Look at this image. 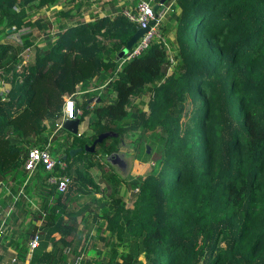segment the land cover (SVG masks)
Wrapping results in <instances>:
<instances>
[{"label":"trees","instance_id":"16d2710c","mask_svg":"<svg viewBox=\"0 0 264 264\" xmlns=\"http://www.w3.org/2000/svg\"><path fill=\"white\" fill-rule=\"evenodd\" d=\"M92 1L0 0V31L25 29L0 39V240L27 264H264V0H164L160 36L124 59L126 4L86 20ZM66 95L79 133L58 125ZM111 130L137 131L130 207L100 158ZM31 145L62 168L26 180Z\"/></svg>","mask_w":264,"mask_h":264},{"label":"built area","instance_id":"2783aa9c","mask_svg":"<svg viewBox=\"0 0 264 264\" xmlns=\"http://www.w3.org/2000/svg\"><path fill=\"white\" fill-rule=\"evenodd\" d=\"M164 8H160L158 12L160 15L155 13V10L152 8V4L149 0H137L134 4V7H124L122 13L131 21L136 23V27L146 28L141 34L136 38V40L131 44V46L124 50L121 55V59L126 58L127 56H132L138 54L142 49H144L150 40L155 36H160L158 23L161 21V16H163ZM13 28V26H12ZM71 105V109H69ZM80 110L75 107L72 98L69 95L63 97V103L61 106V119L58 125H61V122L67 118H73L76 114H79ZM58 164L60 168L64 165V162L61 160L54 159L48 152L46 147H39L37 145H31L26 152V155L22 161L23 168L27 171L26 180L32 174L37 164H42L43 168L46 170H51L55 164ZM25 180V181H26ZM48 182H52L56 185L57 190H63L68 182V176L65 174L55 175L49 174L46 177ZM2 184L0 183V187ZM9 208H7L8 212ZM2 229L0 228V234ZM39 241V231L36 229L34 232L28 235L27 240V251L35 247ZM26 259V258H25ZM21 264H27L26 260H20ZM78 263V258H74L73 264ZM9 264H18L17 258L13 256Z\"/></svg>","mask_w":264,"mask_h":264},{"label":"rangeland","instance_id":"374dc122","mask_svg":"<svg viewBox=\"0 0 264 264\" xmlns=\"http://www.w3.org/2000/svg\"><path fill=\"white\" fill-rule=\"evenodd\" d=\"M150 3L152 4L153 2L151 1ZM56 6L58 7L59 4H57ZM158 10H160V8H158ZM162 19H161V21H162ZM6 30L7 29H5V31ZM23 30H25L24 27L20 28V29H17V30L16 29L12 30V29L8 28V31L7 32H3V33H2V31H0V39L6 38V37H11V38H14L15 40L19 41V39H18L19 32H22ZM168 54H169V56H171L172 50H169ZM5 85L6 84H4V83H0V90H3L5 88ZM142 98H144V96ZM146 99L147 98H145L144 101ZM80 107H84V104L82 103V99L81 98L79 100V109H80V112H81V108ZM143 108H145V105L143 106ZM77 116H79V115H77ZM85 117H86V115H83V116L80 117L79 126H80V124L82 126H81V129L77 133H79L80 131H82V130H84L86 128V119H85ZM107 132H110V133L116 135V137L113 140V142H114L115 145H117L119 147V149L114 150L112 152L104 153V154L101 155L100 158H101V160L103 162L106 163L107 166L109 165L114 171H116L119 176H121L123 178H128V186L127 185H125L124 187L122 186L121 192L123 191L122 190L123 188H124V191L126 190L123 193L124 194L125 205H126V207H130V206H132V199L134 197V191H132V189H134V188H133L132 181H129V179L134 180L135 179V175H137L139 173V171H141L142 167L145 165L144 163H141L140 161L135 159L134 155H135V152L137 150V147L135 148V146H133L134 142H131L129 140V138L132 139V138H134L137 135V131H135L134 133L128 135L129 138L128 137H124L123 138V136H124L123 132L118 133L115 130H111V131H106L104 134H106ZM62 134H66L67 135V133L65 131H62ZM72 134H74V133H72ZM105 136H107V135H105ZM112 136H114V135H112ZM101 137H102V134L101 135L99 134L94 141L101 139ZM87 147L91 148V145H89V146L87 145ZM145 147H146V150L149 151L150 147L147 144H145ZM71 149L74 150L72 152H75L76 149H78V146L77 147H72V148H70V150ZM91 173L94 176V178L96 179L97 178V174H98V171L96 170V168H92L91 169ZM100 225L102 227V222H101ZM95 244L98 245V246H101L102 245V241L101 240H97V241L95 240ZM112 246H113V244H111V247ZM115 247H116L117 250H120L118 245H115ZM105 248H106V246L103 248L104 251L99 252L100 256H104V257L108 256V253L105 251ZM92 251H90V252H92ZM95 254H97V253L95 252V253L89 254L88 256H90L91 258H94ZM89 263L90 262H88V264Z\"/></svg>","mask_w":264,"mask_h":264},{"label":"crops","instance_id":"0c3cea01","mask_svg":"<svg viewBox=\"0 0 264 264\" xmlns=\"http://www.w3.org/2000/svg\"><path fill=\"white\" fill-rule=\"evenodd\" d=\"M152 1V0H150ZM126 2V3H125ZM131 0H114V2L110 3L109 0H93L92 3L89 5V7L85 8V11L83 13V17L87 20V19H91L95 16H101L104 15L108 12H110L109 14H113V10L114 7L116 8L117 6H119V4H126V6L131 7ZM158 0L155 2L157 3ZM154 4V3H152ZM159 10L156 11L157 15H160V12H158ZM112 12V13H111ZM163 18V16H161V19ZM8 30V29H7ZM78 114H76V117ZM79 122L77 124V132L81 129V124L79 126ZM7 210V208H6ZM5 214H7V211H4ZM26 214H22L19 216V218L17 219V221H21L23 220V222H26ZM11 227H14V224L10 225ZM0 228L2 229V235L5 234L7 232V222L5 220H1L0 219ZM28 240V237H27ZM26 240V241H27ZM17 250L16 247L13 246V244H7L6 241H1L0 240V264H9L11 262V258L13 256H15L17 258V263L21 264V259H19L17 257V254L15 253Z\"/></svg>","mask_w":264,"mask_h":264},{"label":"water","instance_id":"95a60500","mask_svg":"<svg viewBox=\"0 0 264 264\" xmlns=\"http://www.w3.org/2000/svg\"><path fill=\"white\" fill-rule=\"evenodd\" d=\"M163 1L164 0H158L157 3H154L152 5V8L155 10L157 8H162L163 7ZM144 30H146V28H140V27H136L135 31L132 33V35L130 36V38L127 40V43L125 45V47L121 50V53L124 52V50L128 49L131 44L136 40V38L141 34V32H143ZM79 118L74 116L73 118H67L64 119L61 122V126L72 132V133H76L77 132V124H78ZM77 150V149H76ZM70 152L74 151V150H69Z\"/></svg>","mask_w":264,"mask_h":264},{"label":"snow or ice","instance_id":"6c2138e0","mask_svg":"<svg viewBox=\"0 0 264 264\" xmlns=\"http://www.w3.org/2000/svg\"><path fill=\"white\" fill-rule=\"evenodd\" d=\"M69 109H71V105H69Z\"/></svg>","mask_w":264,"mask_h":264}]
</instances>
